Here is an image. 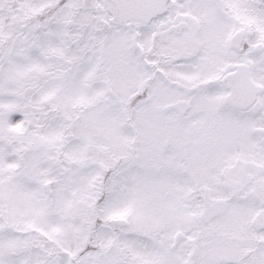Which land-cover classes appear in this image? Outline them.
I'll return each instance as SVG.
<instances>
[{
    "label": "snow or ice",
    "instance_id": "6c2138e0",
    "mask_svg": "<svg viewBox=\"0 0 264 264\" xmlns=\"http://www.w3.org/2000/svg\"><path fill=\"white\" fill-rule=\"evenodd\" d=\"M0 264H264V0H0Z\"/></svg>",
    "mask_w": 264,
    "mask_h": 264
}]
</instances>
